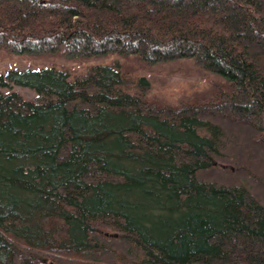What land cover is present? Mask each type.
<instances>
[{"label": "trees", "instance_id": "obj_1", "mask_svg": "<svg viewBox=\"0 0 264 264\" xmlns=\"http://www.w3.org/2000/svg\"><path fill=\"white\" fill-rule=\"evenodd\" d=\"M0 46L223 78L173 104L119 64L0 77V264H264V0H0Z\"/></svg>", "mask_w": 264, "mask_h": 264}, {"label": "rangeland", "instance_id": "obj_2", "mask_svg": "<svg viewBox=\"0 0 264 264\" xmlns=\"http://www.w3.org/2000/svg\"><path fill=\"white\" fill-rule=\"evenodd\" d=\"M120 65L123 82L119 87L129 93L143 92L150 99L178 103L182 97L201 94L213 80L223 79L197 64L193 58L149 63L135 55L108 53L90 57H73L60 48L40 52L18 53L0 46V77L6 78L12 69L54 67L69 74L71 80L87 75L97 65ZM8 87L0 85V91ZM12 90L23 97L38 100V94L26 87L14 85Z\"/></svg>", "mask_w": 264, "mask_h": 264}]
</instances>
